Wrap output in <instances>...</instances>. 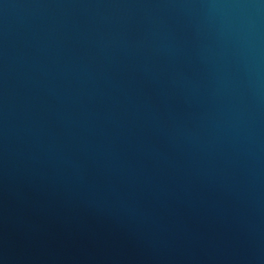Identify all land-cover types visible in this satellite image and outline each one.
I'll list each match as a JSON object with an SVG mask.
<instances>
[{
	"label": "water",
	"instance_id": "95a60500",
	"mask_svg": "<svg viewBox=\"0 0 264 264\" xmlns=\"http://www.w3.org/2000/svg\"><path fill=\"white\" fill-rule=\"evenodd\" d=\"M264 208V0H53Z\"/></svg>",
	"mask_w": 264,
	"mask_h": 264
}]
</instances>
